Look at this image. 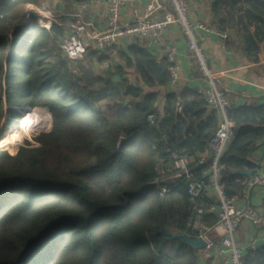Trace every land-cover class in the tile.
<instances>
[{"label": "trees", "instance_id": "obj_1", "mask_svg": "<svg viewBox=\"0 0 264 264\" xmlns=\"http://www.w3.org/2000/svg\"><path fill=\"white\" fill-rule=\"evenodd\" d=\"M27 5L39 0H0V124L9 113L7 124L14 125L20 107L30 108L28 116H44L45 108L51 120L33 136L35 145L25 142L13 154L0 148V264H197L194 249L162 233L195 235L187 229V184L165 182L169 191L161 196L151 182L156 163L173 173L172 152L188 155L193 179L200 178L207 165L193 158L214 134L216 112L190 87L165 94L160 107L151 89L169 84L168 64L136 41L118 55L138 82L125 77L122 65L94 75L79 64L71 73L59 47L62 26L47 30L35 17L18 25ZM210 13L214 27L228 33L225 47L256 62L264 0H211ZM86 53L100 64L108 60L105 51ZM227 115L234 137L220 157L219 182L232 197L246 178L236 173L256 169L248 153L264 136V102ZM121 135L127 138L117 146ZM215 220L205 214L203 224ZM242 261L264 264V245Z\"/></svg>", "mask_w": 264, "mask_h": 264}, {"label": "built area", "instance_id": "obj_2", "mask_svg": "<svg viewBox=\"0 0 264 264\" xmlns=\"http://www.w3.org/2000/svg\"><path fill=\"white\" fill-rule=\"evenodd\" d=\"M106 4L105 26L100 30L83 19L87 9L85 3L78 4L73 13L65 16L64 21L60 17L38 11L33 5H27L24 17L18 25L28 21L31 23V18L37 16L43 18L39 26L41 28L48 30L53 23L62 26L64 34L59 47L62 56L67 60L68 70L73 74L78 73V62L85 57L88 48L103 52L126 41L141 40L145 41L146 47L150 49L156 46L169 26L175 25L180 29L202 81L197 93L205 99L207 108L216 112L218 125L205 150L194 156L196 166L207 165V169L201 171L200 179H193V172L190 169L191 158L188 155L172 152L170 159L173 173L164 165L156 163V177L151 184L161 196L169 191V187L163 184L165 179L183 178L187 184V195L193 213L191 228L195 232L194 236L201 239L205 245L204 248L196 251L197 258L199 254L208 252L218 259L219 264H243L244 250L234 243L233 235L242 221H247L256 227L263 222V215L260 212L245 203L242 204L241 201H247L252 188L264 185V167L258 164L255 171L244 179L240 194L225 196L223 185L219 182L221 172L219 160L234 137V125L227 115L231 104L224 83L220 79L221 75L209 68L207 56L198 44V33L216 36L222 42L228 39V33L202 21L191 20L184 0H166L168 6L166 11H161L160 3L155 1L148 3L142 9L132 10L131 19L125 22L120 20L122 0H106ZM176 54L177 50L172 45L164 51L170 85L176 84L178 79ZM153 119V115L147 116L148 122L151 123ZM126 138L127 136L121 135L117 146ZM209 189L213 193V200L210 202L207 196ZM206 213L215 214L217 226L223 228L221 235L217 237L210 235L212 227L203 224ZM251 249L254 250V247Z\"/></svg>", "mask_w": 264, "mask_h": 264}, {"label": "crops", "instance_id": "obj_3", "mask_svg": "<svg viewBox=\"0 0 264 264\" xmlns=\"http://www.w3.org/2000/svg\"><path fill=\"white\" fill-rule=\"evenodd\" d=\"M120 20L122 22L129 21L132 17V10L142 9L146 4L154 1L162 5L161 11L168 10L166 0H122ZM188 6V15L193 21H202L208 25L211 23L210 3L211 0H184ZM85 3L87 9L84 12L83 19L92 23L94 28L103 29L105 26L107 15L106 0H39V5L35 6L38 11L47 15L60 17L62 21L65 16L73 13L76 6ZM139 43L144 46L147 51L157 61L164 59L165 49L172 45L176 48V63L178 66V79L176 84H168L165 87H155L152 91L158 93V104L162 107L165 94L169 92H179L184 87L198 89L202 84L199 76H195L196 65L190 53L186 48V40L180 29L175 26H169L162 34V38L156 46L148 49L146 42L141 40L126 41L112 49L105 50L108 60L101 64L98 63L94 56L85 57L78 62V65L90 67L94 75L105 73L110 70L113 65H122L125 71V77L131 82H138L140 79L133 69H127L124 66L123 58L119 53H127V47L133 43ZM226 42V41H225ZM225 42L212 35L198 33V44L207 56V64L209 68L219 73L221 81L227 91V98L231 104V108H242L253 106L257 103L264 102V46L260 54L257 55L256 62L250 61L242 52L234 48H226ZM91 50V48H90ZM93 50V49H92ZM87 51V50H86ZM165 60V59H164ZM95 68H94V67ZM96 69V70H95ZM95 70V71H94ZM198 71V70H197ZM199 72H197L198 74ZM113 80L117 81L118 77L114 76ZM149 90V89H146ZM248 159L252 163L262 164L264 167V136L262 141L256 143L248 153ZM194 160V158H193ZM190 169L194 175V168L191 164ZM201 178V174H200ZM199 178V179H200ZM177 179V178H174ZM174 179H165V182H171ZM209 202L213 200V193L209 189L207 191ZM264 185L256 186L249 191L247 201H241L242 204L253 207L263 215V222L259 226H253L247 221H242L239 228L233 235L234 243L244 250V254L254 247L258 249L264 245ZM209 214V213H206ZM215 215V214H214ZM216 218V216H215ZM212 227L210 235L217 237L223 233V228L217 226V219L209 226ZM216 229L214 230V228ZM197 264H219L217 258L211 253L199 254Z\"/></svg>", "mask_w": 264, "mask_h": 264}, {"label": "rangeland", "instance_id": "obj_4", "mask_svg": "<svg viewBox=\"0 0 264 264\" xmlns=\"http://www.w3.org/2000/svg\"><path fill=\"white\" fill-rule=\"evenodd\" d=\"M34 17L36 19L34 22H36V24L40 26V22L41 20H43V18H39L37 16ZM27 24L30 25V21L21 24L20 26H25ZM19 109L20 110L15 109V111H17V115L14 114L13 116V120L15 121L14 125L8 126L7 124L10 115L9 113H5L0 124V140L4 141V143L0 145V148H6L11 154L16 151L17 147L24 145L25 142H28L31 145H35L33 136L37 135L40 132L48 130L49 126L47 125V121L48 119L49 122L51 120L50 114L45 108L42 109H44L49 114V116L46 112L42 110L40 111L44 114L46 119L40 112H33L28 116V114L32 112L28 111L30 110V108L20 107ZM40 114L44 117V119Z\"/></svg>", "mask_w": 264, "mask_h": 264}, {"label": "water", "instance_id": "obj_5", "mask_svg": "<svg viewBox=\"0 0 264 264\" xmlns=\"http://www.w3.org/2000/svg\"><path fill=\"white\" fill-rule=\"evenodd\" d=\"M236 174L249 177L251 175V171L242 170V171H238ZM192 217H193V213L190 214V218H189V221L187 223V229L191 228ZM162 233L168 239H180L185 245L189 246L190 248L194 249L195 251H198V250L204 248V246H205L204 242L201 239H199L195 236L187 235L186 232L172 233L166 229H163Z\"/></svg>", "mask_w": 264, "mask_h": 264}, {"label": "bare ground", "instance_id": "obj_6", "mask_svg": "<svg viewBox=\"0 0 264 264\" xmlns=\"http://www.w3.org/2000/svg\"><path fill=\"white\" fill-rule=\"evenodd\" d=\"M26 23V22H25ZM38 117V116H37ZM36 118V117H35ZM39 118V117H38Z\"/></svg>", "mask_w": 264, "mask_h": 264}]
</instances>
